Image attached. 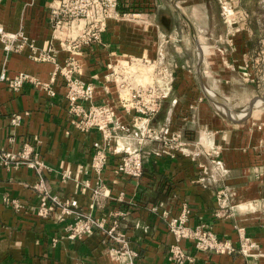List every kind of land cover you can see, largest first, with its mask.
I'll use <instances>...</instances> for the list:
<instances>
[{"label": "crops", "instance_id": "1", "mask_svg": "<svg viewBox=\"0 0 264 264\" xmlns=\"http://www.w3.org/2000/svg\"><path fill=\"white\" fill-rule=\"evenodd\" d=\"M62 1L0 0V25L8 32L23 27L38 49L53 44L58 48L57 60L63 64L67 53L52 42L48 25L50 8ZM118 3L123 11L120 13L138 15L107 20L100 42L82 48L77 57L81 65L77 77L95 88L91 104H108L116 113L115 138L107 147L108 161L102 173L108 197H94L95 178L89 169L92 145L101 141V135L96 130L81 133L71 125L62 78L53 85V98L32 85L13 93L0 82V149L16 153L23 144L32 145L45 163L43 177L49 193L75 200L80 212L103 218L107 225L117 222L118 230L138 254L135 264H170L167 256L175 239L167 223L183 204L190 210L189 226L205 225L236 247L238 229H243L261 252L256 258L239 252L217 255L197 252L191 242L183 241L181 245L195 258L192 264H264L262 100L256 99L252 112L247 107L236 115L229 114L228 107L219 106L228 117L209 99L215 96L212 91L224 98L239 87L236 77L247 82L243 76L253 75L256 44L264 42V0L241 1V8L249 14L248 29L233 36L221 22L218 0ZM29 54L25 48L5 57L0 46V74L27 73L47 82L53 64L34 62ZM130 58L153 62L144 81L150 82L155 73V84L166 93L159 113L138 127L133 126L134 112L118 106L115 84L108 79L110 66ZM14 114H22L15 126L10 124ZM146 127L157 136L162 130H168L166 136L181 132L188 143L185 153L201 145L220 146L227 171L218 174L204 157L192 160L184 156V151L167 153L161 139H145L139 145L137 140ZM126 148L142 152L143 174L139 180L115 173L118 151ZM199 163L206 166V172ZM68 170L71 176L62 179ZM35 182L34 173L26 167H0V264H115L112 243L99 232L69 240L65 238L66 226L73 216H65L62 221L37 216L40 197L28 188ZM222 190L228 193V208L218 215L217 198ZM7 199L16 200L19 211Z\"/></svg>", "mask_w": 264, "mask_h": 264}, {"label": "built area", "instance_id": "2", "mask_svg": "<svg viewBox=\"0 0 264 264\" xmlns=\"http://www.w3.org/2000/svg\"><path fill=\"white\" fill-rule=\"evenodd\" d=\"M220 1V0H218ZM117 0H63L49 10L48 25L51 30L52 42H57L59 49L67 53V58L63 64L57 60L58 48L49 45L47 49L36 48L34 42L26 36L23 27L15 32L6 31L0 25V46L5 57L12 53H21L25 48L30 50L29 58L34 62H47L53 64L49 80L43 82L27 73H17L7 76L5 72L0 74V82L4 83L8 90L18 93L25 85H32L48 97H55L53 85L58 78H62L65 85V99L67 103V114L71 125L81 133L96 130L101 135L100 142L92 145L93 153L89 165L90 172L95 178L93 189L94 197H108V189L105 186L102 173L108 161V145L115 138L114 121L116 113L112 106L108 104L92 105L95 95L94 85L86 83L77 77L81 72V65L77 59L82 48L92 44H97L101 40V34L106 29V22L110 19H129L137 16L134 12L120 13ZM220 14L225 17L224 23L234 21V13L231 7H222ZM232 16L228 18V11ZM153 68V62L147 58H130L119 60L110 66L108 79L114 82L117 90V103L126 112H134L133 126L138 127L141 122H149L160 111L166 93L155 84L154 70L150 76V82L144 81ZM164 80V75L161 76ZM88 103V107H85ZM22 114H14L10 117V124L18 125ZM162 135L157 136L155 131L145 128L137 142L143 144L145 139H161L164 151L167 153L183 152L184 156L197 160L204 157L211 168L218 174L227 171L221 159V147H194L189 153H185L188 143L183 139L181 132L175 131L166 136L168 130H162ZM119 162L116 166L117 175L139 180L143 174V156L141 150L123 149L118 151ZM0 167L5 170H18L20 167L30 169L36 178V182L28 186L40 197L36 206V214L40 218L55 217L63 220L65 216H73V221L66 226L65 238L69 240H80L94 232L102 234L112 243V259L115 264H135L138 254L128 242L127 236L117 228V222L107 225L103 218H94L89 214H84L77 209V203L73 199H62L52 196L44 182L45 163L41 159L35 148L25 143L21 149L14 153L0 149ZM199 167L206 172L204 164L199 163ZM71 176V172L65 171L62 179ZM85 187L89 183L85 182ZM17 211L20 205L16 200H8ZM217 203L221 215L228 208V193L226 190L218 192ZM166 215V212L163 213ZM190 210L185 204L180 208L179 213L168 220V231L173 235L175 243L170 245L167 261L170 264H192L194 256L190 254L181 243L191 242L197 252H213L217 255H231L241 253L248 258L261 256L258 244L245 236L243 229H238L239 246L236 247L228 240L219 238L212 230L205 225L189 226Z\"/></svg>", "mask_w": 264, "mask_h": 264}, {"label": "rangeland", "instance_id": "3", "mask_svg": "<svg viewBox=\"0 0 264 264\" xmlns=\"http://www.w3.org/2000/svg\"><path fill=\"white\" fill-rule=\"evenodd\" d=\"M241 1L242 0H220L218 1L219 7V15L223 12L222 7H231L234 13L233 19L234 21L229 23H224V18L221 17L220 19L222 24L228 30V35H237L242 32L247 31V21L249 18V14L247 11L241 8ZM264 35V32H262ZM258 53V54H257ZM255 68L253 69V75L248 74L243 77L247 78V82L240 79V77H236V81L239 82V87L230 91V94L221 98L217 92H213L215 95L214 97L210 96V100L212 101L213 107L218 108L219 106L223 105L228 107L229 114L236 115L242 114L246 111L249 104L256 99H264V42L256 44L255 54L252 60ZM206 80H204L205 82ZM242 83V84H241ZM246 84V85H244ZM245 87H244V86ZM206 93V92H205ZM207 94V93H206ZM252 96V97H251ZM247 100V102H246ZM224 101V102H223ZM243 106H245L243 108ZM262 109H264V103L262 102L259 105ZM243 108V109H242ZM218 110L221 113H224L223 110ZM243 110V111H242ZM227 115L226 113H224ZM230 117L229 115H227Z\"/></svg>", "mask_w": 264, "mask_h": 264}, {"label": "water", "instance_id": "4", "mask_svg": "<svg viewBox=\"0 0 264 264\" xmlns=\"http://www.w3.org/2000/svg\"><path fill=\"white\" fill-rule=\"evenodd\" d=\"M255 102H256V100L254 101H252L250 104H249V106H248V112H252V110L254 109V107H255ZM262 102L264 103V99H262Z\"/></svg>", "mask_w": 264, "mask_h": 264}, {"label": "bare ground", "instance_id": "5", "mask_svg": "<svg viewBox=\"0 0 264 264\" xmlns=\"http://www.w3.org/2000/svg\"><path fill=\"white\" fill-rule=\"evenodd\" d=\"M228 14H229L228 18H230L232 16V13L230 10L228 11ZM207 93H209V91Z\"/></svg>", "mask_w": 264, "mask_h": 264}, {"label": "trees", "instance_id": "6", "mask_svg": "<svg viewBox=\"0 0 264 264\" xmlns=\"http://www.w3.org/2000/svg\"><path fill=\"white\" fill-rule=\"evenodd\" d=\"M117 1H118V0H117ZM118 6H119V3H118ZM117 8H118V7H117ZM118 10H119L120 12H123V11H122L121 9H119V8H118Z\"/></svg>", "mask_w": 264, "mask_h": 264}]
</instances>
